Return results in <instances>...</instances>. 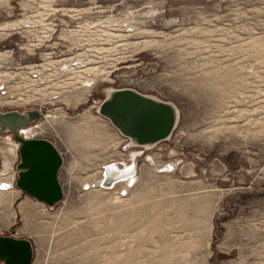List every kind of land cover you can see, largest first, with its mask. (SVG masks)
<instances>
[{
    "label": "rangeland",
    "instance_id": "obj_1",
    "mask_svg": "<svg viewBox=\"0 0 264 264\" xmlns=\"http://www.w3.org/2000/svg\"><path fill=\"white\" fill-rule=\"evenodd\" d=\"M121 90L175 108L169 136L138 145L103 115ZM13 108H40L25 136L64 157L54 208L0 194L32 264H264V0H0Z\"/></svg>",
    "mask_w": 264,
    "mask_h": 264
},
{
    "label": "water",
    "instance_id": "obj_2",
    "mask_svg": "<svg viewBox=\"0 0 264 264\" xmlns=\"http://www.w3.org/2000/svg\"><path fill=\"white\" fill-rule=\"evenodd\" d=\"M169 107L135 92L122 90L109 101L108 109L101 112L110 117L122 133L134 135L140 142H155L171 133L174 123ZM41 117L40 108L0 109V134H11L18 144L14 187L23 195L52 209L64 197L63 185L59 180L63 154L48 138L24 137L20 134L21 129L33 125ZM32 258L33 249L29 239L0 235V261L3 264H32Z\"/></svg>",
    "mask_w": 264,
    "mask_h": 264
},
{
    "label": "bare ground",
    "instance_id": "obj_3",
    "mask_svg": "<svg viewBox=\"0 0 264 264\" xmlns=\"http://www.w3.org/2000/svg\"><path fill=\"white\" fill-rule=\"evenodd\" d=\"M122 91V90H121ZM123 92H126V91H123ZM128 92V91H127ZM143 98V97H142ZM112 98H108V99H105V100H103L102 101V103H101V105L99 106V111L101 112V110L102 111H104V110H106V109H108V106H109V101L111 100ZM145 99V98H144ZM170 108V110H171V113H172V122L173 123H175V121H176V118H177V111L175 110V108H173V107H169ZM109 112V111H108ZM102 113V112H101ZM111 113V112H110ZM103 114V113H102ZM103 115H105V114H103ZM106 116V115H105ZM106 117H108V116H106ZM110 120H111V118L110 117H108ZM112 121V120H111ZM27 127H29V126H27ZM27 127H25V128H23V129H21L20 130V134L22 135V136H24V137H26L25 135L28 133V132H31L30 131V128H27ZM124 134V133H123ZM124 135H126V136H128L129 138H130V140L131 141H133L135 144H138V145H143V146H145V147H147V146H150V145H152L153 143H154V141H146V142H140L138 139H137V137L136 136H134V135H128V134H124ZM169 136V134H167V135H165V137L164 138H167ZM12 142V144L13 145H15L16 146V144H17V142L16 141H11ZM16 143V144H15ZM17 148H18V144H17ZM9 152V151H8ZM10 153V152H9ZM12 167V166H11ZM9 168H10V162L8 161V159L7 158H5L4 159V161H3V164H2V167H1V169H0V175H1V177H2V179L3 180H5V181H10V179H8L5 175H7V173L9 172ZM114 169H116L114 166H110V167H108L107 169H106V171H105V173H104V177H103V185H106V184H109L112 180H115V178H117V177H119L120 175H118V176H114V175H116V174H118L119 173V171H115V173L116 174H113V171H114ZM12 179V178H11ZM14 187H10L7 191H3V192H0V194L1 193H3V194H5V193H7V194H12L13 192H14ZM1 202V201H0ZM20 208H22V206H20Z\"/></svg>",
    "mask_w": 264,
    "mask_h": 264
},
{
    "label": "built area",
    "instance_id": "obj_4",
    "mask_svg": "<svg viewBox=\"0 0 264 264\" xmlns=\"http://www.w3.org/2000/svg\"><path fill=\"white\" fill-rule=\"evenodd\" d=\"M14 179H15V175H13V178L10 181H5L3 179H0V185H6L7 186V187H0V192L7 191L10 187H14V185H13Z\"/></svg>",
    "mask_w": 264,
    "mask_h": 264
},
{
    "label": "crops",
    "instance_id": "obj_5",
    "mask_svg": "<svg viewBox=\"0 0 264 264\" xmlns=\"http://www.w3.org/2000/svg\"><path fill=\"white\" fill-rule=\"evenodd\" d=\"M5 235H11V236H14V237H19V236L16 235V234H5Z\"/></svg>",
    "mask_w": 264,
    "mask_h": 264
},
{
    "label": "snow or ice",
    "instance_id": "obj_6",
    "mask_svg": "<svg viewBox=\"0 0 264 264\" xmlns=\"http://www.w3.org/2000/svg\"><path fill=\"white\" fill-rule=\"evenodd\" d=\"M0 187H7L6 185H0Z\"/></svg>",
    "mask_w": 264,
    "mask_h": 264
}]
</instances>
